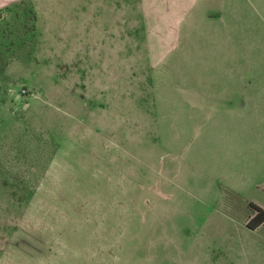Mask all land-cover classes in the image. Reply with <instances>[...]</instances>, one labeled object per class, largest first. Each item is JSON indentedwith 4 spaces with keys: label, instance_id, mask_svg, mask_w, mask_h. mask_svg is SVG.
I'll use <instances>...</instances> for the list:
<instances>
[{
    "label": "rangeland",
    "instance_id": "obj_1",
    "mask_svg": "<svg viewBox=\"0 0 264 264\" xmlns=\"http://www.w3.org/2000/svg\"><path fill=\"white\" fill-rule=\"evenodd\" d=\"M173 1L83 40L70 23L40 39L30 7L0 9V264H264L257 159L224 118L176 101L220 59L206 7ZM244 6L264 33V0Z\"/></svg>",
    "mask_w": 264,
    "mask_h": 264
},
{
    "label": "crops",
    "instance_id": "obj_2",
    "mask_svg": "<svg viewBox=\"0 0 264 264\" xmlns=\"http://www.w3.org/2000/svg\"><path fill=\"white\" fill-rule=\"evenodd\" d=\"M147 1L0 0V9L16 5L30 7L35 22L34 31H39L40 39H46L45 34H51L53 30L61 32V27L57 28L55 24L70 23L73 24L70 30H74L83 40L93 36L94 24L98 26L99 23L110 19L116 20V23L123 28V30L119 28L118 31L126 34L133 22V8L142 7L145 12L140 8L139 17L142 15L145 17ZM197 1L206 7L203 17L208 23V29L204 31L203 38L215 42L204 53L219 56L220 63L211 64V67L219 72V78L182 82L180 90L182 94L176 96V101L182 105L187 103L189 113L196 115L201 112L210 114L211 117L224 118L223 131L230 130L238 134L240 142L237 153L242 149V157L254 156L257 160L249 166L253 170V175H262L264 173V33L257 32V26L249 22L245 23L243 17L244 4L253 3L254 0H192L190 6H195ZM173 2L181 6L187 1ZM39 3L45 8L44 21L41 18ZM154 5H158V2ZM253 7L255 10L258 9L254 4ZM262 22L264 23V16ZM104 32L108 37L115 38L117 30L104 29ZM95 33H98V27ZM86 47L88 48L86 44L79 46L80 49ZM95 48L90 47L92 52ZM227 148L230 149V146ZM261 183L264 185V181ZM231 189L241 190L232 186ZM222 194L225 192L222 191ZM102 249L106 255L108 247L102 246ZM185 263L190 264L189 261Z\"/></svg>",
    "mask_w": 264,
    "mask_h": 264
},
{
    "label": "trees",
    "instance_id": "obj_3",
    "mask_svg": "<svg viewBox=\"0 0 264 264\" xmlns=\"http://www.w3.org/2000/svg\"><path fill=\"white\" fill-rule=\"evenodd\" d=\"M251 207L254 215L249 222V226L252 229H257L264 224V208L255 203H251Z\"/></svg>",
    "mask_w": 264,
    "mask_h": 264
}]
</instances>
